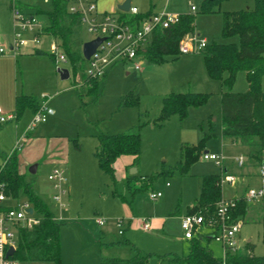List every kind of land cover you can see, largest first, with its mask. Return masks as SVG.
<instances>
[{"label": "rangeland", "instance_id": "1", "mask_svg": "<svg viewBox=\"0 0 264 264\" xmlns=\"http://www.w3.org/2000/svg\"><path fill=\"white\" fill-rule=\"evenodd\" d=\"M17 1H20L19 5H37L45 12L53 7L52 0L47 3L43 0ZM134 2L140 11H144L145 6H149L151 2L153 4L164 2L173 10L176 8L187 12L190 11L189 3L192 2L197 8V11H194L195 26L201 38L208 43L217 41L222 44L231 42L238 44L239 42L238 37H221L223 14L219 12L201 14V0H134ZM9 4V0H0L2 45H5L3 43L6 37L12 40L15 33ZM253 7L254 0H223L217 9L222 13L253 10ZM32 15L38 17L43 25L47 24L46 15ZM31 36L30 33L24 34L27 38ZM45 37L40 46L44 47V54L26 55L24 52L32 48L30 46L21 47L15 54L19 94L27 93L35 99H39L44 92L54 95L49 103L50 108L54 110L53 117L51 115L45 122L40 123L37 129L32 130L29 136L23 139V147L29 138L37 137L38 129L45 127L46 131L43 135L46 140L44 142L47 149H45L46 159L58 153L63 155V159H67L68 164L67 166H60L58 163L46 165L44 157L37 163L23 162L21 165L23 171H21L26 173L27 179L32 181L34 192L61 223L60 264H84L83 262L88 261L90 257L98 264H102L104 258L125 260L135 256L136 249L142 254L151 255L148 264H179L169 257L162 259L166 255L182 257L189 250L184 231L180 228L181 218L175 216L173 212L178 206H181L180 213H185L191 208L201 188L200 176L218 173L220 168L211 162L206 163L199 159L187 175H182L178 171L164 177L158 174L164 169L176 168L180 159L179 148L183 143L197 144L206 137L209 138L204 144V152L222 153L224 150L225 158L228 156L231 157L230 159L242 153L246 154L245 161L249 163L247 155L249 149L240 145L233 146L222 140L220 101L221 93L226 88H222L221 83L209 76L202 52H196L181 54L176 58L166 57L168 62L161 65L146 60L139 71L134 69L131 62L127 64L118 62L108 69L105 77L100 78L97 94H88L87 85L75 87L78 83L74 82L75 76L70 63L61 65L62 69L69 68L70 78L64 80L60 77L49 57V45L53 38ZM83 38L89 41L94 36L84 29ZM9 53L11 52H5V54ZM85 63V66H88V61ZM9 82L7 76L0 75L2 108L8 100L6 93ZM262 86L264 90V77ZM247 89L245 72H239L232 91L240 93ZM177 92L210 93V98L206 106L189 110L186 120L172 116L162 128L149 125V122L159 116L163 107V98ZM80 94L83 95L82 101ZM130 97H137L138 105H126ZM32 116L30 109L22 115L18 123L21 133L29 125ZM140 123H146L147 126L141 135L142 157L139 170L137 174H133L135 176H130L132 170L130 169L127 181L125 170L118 162L116 183L113 184L110 177L99 169L93 154L99 144L97 137L101 132L115 135ZM15 125L16 123L11 121L0 125V166L5 163L15 142ZM11 143L12 145L9 146ZM223 145L225 147L222 150ZM23 147L19 150L18 156L23 153ZM227 163L230 164V161ZM55 166L66 170L65 184L69 186L63 185L66 191L69 189V194L63 198L65 206L62 208L53 200L55 190L48 179ZM31 167H36V173L30 171ZM240 172L241 170L236 167L232 171L238 179L241 178ZM149 177L155 178L150 181ZM261 182V178L257 177L249 188H258ZM243 186L245 187L242 183L237 184L236 188L241 189ZM156 191L162 192V197L158 200L150 199L149 194ZM222 191L223 197L227 198L234 189L227 184L223 185ZM250 209L245 221L243 220V228L237 235L239 253H247L248 242H251L253 254L260 257L264 255V202L252 204ZM97 218L106 219L103 227L95 224ZM120 220L124 224L118 227L117 223ZM147 223L150 225V231L143 230V226ZM119 229H122L124 234H121ZM204 236L206 235L201 238ZM205 243L209 244L216 257H223L222 243L214 238ZM19 264L53 263L26 261Z\"/></svg>", "mask_w": 264, "mask_h": 264}, {"label": "trees", "instance_id": "2", "mask_svg": "<svg viewBox=\"0 0 264 264\" xmlns=\"http://www.w3.org/2000/svg\"><path fill=\"white\" fill-rule=\"evenodd\" d=\"M44 1V0H43ZM50 1V0H49ZM48 1V2H49ZM223 0H203L200 5L202 14L221 12L217 9ZM10 9L12 7V0ZM68 0H52L53 7L45 12L37 5H19L25 13L44 14L48 17L47 24L42 26V34L55 39L65 58L71 64L74 72V82L84 81L88 94H97L99 79H89L85 76L86 60L82 54L83 28L81 18L68 11ZM47 3V2H45ZM221 37H238L236 43H219L212 41L202 51L206 72L209 76L221 83L226 88L221 96V119L224 140L239 142L242 145L255 149V157L261 160L264 151V90L262 80L264 77V0H254L253 10L223 11ZM150 14L132 17L121 16L127 23L139 22ZM196 14H181L180 20L169 28H160L152 36L150 44L143 51L144 59L148 62L161 65L168 62L166 57L176 58L180 55V41L195 32ZM40 53V51H37ZM50 59L53 58L49 55ZM246 73L248 90L240 93L233 92V86L239 72ZM80 72V73H79ZM106 76V73L103 77ZM84 85V86H85ZM77 88V87H76ZM82 96L79 95L82 101ZM131 98V97H130ZM128 99L126 105H138L137 97ZM210 93L189 92L171 93L163 98L162 110L152 122L158 127L168 121L172 116H179L180 120L188 117L189 110L193 107L207 105ZM38 111V100L32 96L21 94L16 97V119L22 116L25 108ZM146 123L132 126L130 129L115 135L100 133L99 144L94 150L99 169L107 174L112 183H116V169L114 164L122 155H135L134 164L137 165L141 155L142 129ZM209 137L202 139L197 144L183 143L180 146L181 157L175 169H164L159 176L172 175L175 171L187 175L192 165L199 160L204 152V144ZM78 145V144H77ZM18 151L13 149L0 166V182L6 187L8 195L14 198L26 197L31 202L35 212L40 218V223L31 229L19 231L17 250L12 258L20 262H49L61 263V223L58 221L43 200L34 192L32 181L27 179L26 173L19 169L20 160ZM135 176V175H133ZM155 177H149L150 181ZM202 187L196 203L188 213L202 212L206 217L215 216L216 206L222 197L220 176L216 174L202 177ZM247 203L244 197L236 201L232 211L233 216L242 219L247 214ZM190 241L191 248L187 256H173L171 260L179 264H222L221 258H216L202 238L197 236ZM150 254L137 252L135 257L127 260L109 261L102 259V264H148ZM162 259H166L163 256ZM226 264H264V255L241 256L229 251L225 257Z\"/></svg>", "mask_w": 264, "mask_h": 264}, {"label": "built area", "instance_id": "3", "mask_svg": "<svg viewBox=\"0 0 264 264\" xmlns=\"http://www.w3.org/2000/svg\"><path fill=\"white\" fill-rule=\"evenodd\" d=\"M49 0H44L48 2ZM68 11L77 14L81 18L82 28L94 36L104 38L98 46L96 52L88 59V66L85 68V76L89 79L102 78L106 71L118 62L133 63L135 70H141L144 62L143 51L150 44L154 32L160 28H169L180 20L181 14L172 13L166 10H160L157 13L144 17L141 21L125 22L118 14L99 13L96 0H68ZM17 0H12L11 14L13 16V30L15 31L13 39L8 45H2L0 42V53L5 54L10 51L15 56L23 46H30L33 50L40 47L42 39V25L36 16L25 13ZM191 11H196V6L190 4ZM129 11L137 16L138 8L130 7ZM25 33H30L31 38L24 37ZM208 44V41L201 38L196 32L191 33L181 39L179 51L180 54H192L202 52ZM50 56L53 58L58 72L62 70L61 65L69 61L65 58L55 39L51 41ZM84 81H80L75 87H83ZM54 110L49 106V98H44L39 102L38 111L33 114L28 123L26 131L18 139L14 149L18 152L23 147V142L28 132L36 129L38 125L45 122L47 118L53 115ZM16 114L5 113L0 107V125L9 121H15ZM203 161H213L217 166L223 168L225 157L215 152H203L201 155ZM236 164L242 167L245 157L241 155L235 159ZM259 177L262 182L258 188H248L243 197L247 204L264 201V162L261 163ZM48 179L52 182L55 194L53 200L58 202L60 207L65 206L63 198L67 191L63 186L66 181L65 170L55 167ZM237 177L226 173L220 177V185L226 183L234 184ZM162 192L156 191L149 194L152 200H158ZM238 199H222L218 202L215 210V216L206 217L202 212L186 214L181 217L180 228L184 231V238L191 240L197 236L209 235L217 242L223 244L224 255L221 258L222 264H226V255L229 251L237 250V235L242 229L243 221L233 216V210L236 207ZM32 208V213L28 209ZM106 222L105 218H97L96 223L100 226ZM40 223V218L35 212L31 202L27 199L14 198L7 194L6 187L0 182V264H19V262L9 255L10 248L17 249L19 231L22 229H31ZM124 224L118 221V227ZM143 230L149 231L150 225L147 223ZM122 234L124 231L119 229ZM208 232V233H206Z\"/></svg>", "mask_w": 264, "mask_h": 264}, {"label": "crops", "instance_id": "4", "mask_svg": "<svg viewBox=\"0 0 264 264\" xmlns=\"http://www.w3.org/2000/svg\"><path fill=\"white\" fill-rule=\"evenodd\" d=\"M126 0H96V3H97V10H98V12L99 13H109V14H118V15H120V16H127V17H132V16H135V15H133L130 11H128V12H123L122 10H120V6L125 2ZM203 0H201V2H202ZM190 4H193L192 2H190L189 3V8H190ZM194 5V4H193ZM200 5H201V3H200ZM130 7H136V8H138L137 7V5L135 4V2H134V0H131V5H130ZM176 9V8H175ZM174 9V10H175ZM160 10H166V11H169V12H172V13H179V14H191V13H194V14H196V12H193V11H191V8H190V11L189 12H187V11H183V10H179V9H176L175 11L173 10V9H171L170 8V6L168 5V3H162V2H160L159 4H153L152 2L150 3V5L149 6H145V8H144V11H140L139 10V8H138V12H140L139 13V15H142V16H144L145 14H153V13H157V12H159ZM196 11H197V9H196ZM213 13H218V12H213ZM220 14H221V12H219ZM202 14V13H201ZM38 18V17H37ZM38 20H39V22L41 23V25L43 26V24H42V22L40 21V19L38 18ZM195 22H196V18H195ZM194 26H195V23H194ZM197 29H196V26H195V32H197L196 31ZM197 34L198 35H200V33L199 32H197ZM46 38V37H45ZM6 40H5V42L3 43V44H6V45H8L9 44V42L11 41L10 40V37H6L5 38ZM90 41V40H89ZM1 42V41H0ZM44 42V41H43ZM45 43V42H44ZM43 43V44H44ZM42 44V43H41ZM41 44L39 45V46H41ZM37 51H40V53H37ZM26 55H28V56H36V55H41V54H44V47L42 46V47H38V48H36L35 50H33L32 48H28L25 52H24ZM181 55V54H180ZM203 57V56H202ZM203 59H204V57H203ZM50 61H52L51 59H50ZM15 56L14 55H12L11 53H9V54H1L0 53V75L1 76H3V77H5V76H7V78L8 79H10V82H9V85H8V90H7V93L6 94H8V97H7V99L8 100H6L7 102H6V104L3 106V108H2V106H0L1 108H2V110H4V112L6 113H14V114H16L15 112H14V110H15V100H16V97L17 96H20V94H19V90H18V83H17V78H16V76H17V72H16V70H15ZM53 63H54V61H52ZM127 64V63H126ZM69 69V68H68ZM108 71V70H107ZM107 71H106V75H107ZM137 71H139V70H137ZM69 73H70V70H69ZM245 79H246V73H245ZM219 82V81H218ZM220 83V82H219ZM246 83H247V81H246ZM221 85V84H220ZM247 87H248V84H247ZM249 88V87H248ZM248 90V89H247ZM224 92V91H223ZM222 92V93H223ZM222 93H221V96H222ZM23 94H25V95H28V96H31V95H29V94H27V93H23ZM53 97H54V95H50V94H48V93H43L42 94V96L39 98V99H37L38 100V103L39 102H41L44 98H49V103L53 100ZM220 103H221V101H220ZM206 106V105H205ZM202 107H204V106H202ZM193 108H196V107H193ZM193 108H191V109H193ZM28 109H30L31 110V113L32 114H34V111H33V109H31V108H29V107H27V108H25V110H24V112L26 111V110H28ZM190 109V110H191ZM24 112L22 113V115L24 114ZM53 115H54V112H53ZM53 115H52V117H53ZM50 117V116H49ZM22 118V116L19 118V119H16L15 121H11L12 123H16V125H15V135H14V140H15V142L13 143V147H11L12 149L10 150V152L14 149V147H15V145H16V143H17V141H18V139L23 135V133L26 131V129H27V126H26V128L23 130V132L21 133L20 131H19V126H18V123H19V121H20V119ZM170 118H172V117H170ZM169 118V119H170ZM169 119H168V121H169ZM186 120V119H185ZM31 121V120H30ZM168 121H166V122H168ZM165 122V123H166ZM164 123V124H165ZM150 124H153V126H157V125H155L153 122H149V125ZM163 124V125H164ZM147 126V125H146ZM145 126V127H146ZM145 127L142 129V132H143V130L145 129ZM163 127V126H162ZM161 127V128H162ZM37 129V128H36ZM221 130H222V128H221ZM46 131V128L45 127H42V128H40V129H38V135H37V137H35V138H29L28 139V141H27V143H25V146L23 147V149H22V154L19 156V160H20V167H19V169H20V171L22 170L23 171V168L21 167V165L23 164V162L24 163H37L39 160H40V158H44L45 157V159H43L44 160V162H45V164L46 165H51V164H56V163H58L60 166L62 165V166H67V164H68V162H67V159L65 160V159H63L62 157H63V155H60V154H58L57 153V155H53L52 154V157H48L47 159H46V147H45V145H44V142L46 141V140H44L45 138H44V135H43V133ZM31 132V131H30ZM30 132H28L27 133V135H26V137L27 136H29V134H30ZM142 132H141V135H142ZM25 137V138H26ZM14 140H12V141H14ZM222 140L224 141V143L226 142V143H228V144H231V145H240V146H242V147H244V148H247V149H249L250 150V152L247 154L248 155V159L250 160L249 161V163H247L246 161L244 162V164H243V166L242 167H239L237 164H236V162H235V159L236 158H238V157H240L241 155H244V154H240L239 156H236V157H234V158H232V159H230L231 157H226L225 158V160H224V163H223V168H221V167H219L220 168V172H218V173H211V174H216V175H219L220 177H221V175H223V174H225L226 175V173H228V174H232L233 175V173H232V171H234V169H235V167L238 169V170H241V172H240V174H239V176H241V178L240 179H238L237 178V182L236 183H234V184H231V183H226V184H224V185H227V184H229L233 189H234V191H233V193L231 194V195H229L227 198H225V197H223V191H222V197H223V199H240V198H242L243 197V195H244V193H245V191L251 186L250 184H251V182H254V180L255 179H257V177L259 178V170H260V166H261V164L260 163H262L263 161H264V151H263V155H262V158H261V160H259L258 159V157L256 158L255 157V149H252V148H249L248 146H245V145H242V144H240L239 142H232V141H230V140H227V139H225L224 140V138H223V135H222ZM38 145V146H36L35 147V145ZM190 144V143H189ZM12 145V143L9 145V146H11ZM194 145V144H193ZM32 147H35V148H33L32 149ZM97 147V146H96ZM225 147V145H223V147H222V150H223V148ZM46 149V150H45ZM179 151H180V148H179ZM224 151V150H223ZM222 151V153H220V152H216V151H213V152H215V153H219V154H222L224 157H225V155L223 154L224 152ZM205 152H209V151H205ZM180 154H181V151H180ZM48 156V155H47ZM57 156V157H56ZM141 157H142V153H141V155H140V160H139V163L137 164V165H135L134 164V161H135V158H136V156L135 155H132V156H130V155H122V156H120L118 159H117V161L115 162V164H114V168L116 169V172H117V164H118V162H120L121 163V167L122 168H124V170H125V177H126V180L128 181V177H129V175H128V171L130 170V169H132L131 170V174H130V176H133V174H137V172H138V170H139V166H140V163H141ZM180 157H181V155H180ZM244 157H245V159H246V154L244 155ZM199 159L201 160V161H203L202 159H201V157H199ZM180 160V159H179ZM25 161H28V162H25ZM228 161H230V164L229 163H227ZM203 162H206V163H208L209 161H203ZM211 163H213L215 166H217L213 161H210ZM209 162V163H210ZM247 164V165H246ZM246 166H248V167H246ZM38 167V166H37ZM56 167V166H55ZM192 167H193V165H192ZM246 167V168H245ZM136 169V171L134 172V170ZM245 168V169H244ZM38 169V168H37ZM191 170V169H190ZM21 171V172H22ZM133 172V173H132ZM211 174H203V175H201L200 176V179L202 180V177L203 176H205V175H211ZM65 177H66V170H65ZM237 177V176H236ZM201 182V181H200ZM65 183H67V177H66V181H65ZM241 183L242 184H244L245 185V187L243 186L241 189L240 188H236L237 187V184H240L241 185ZM64 185H66V184H64ZM261 185V184H260ZM66 186H68V185H66ZM129 186H130V184H129ZM221 186V185H220ZM69 187V186H68ZM67 187V188H68ZM131 187V186H130ZM201 187H202V182H201ZM222 187L223 186H221V190H222ZM200 191H201V188H200ZM200 191H199V194H200ZM67 194H69V189L67 190ZM198 194V195H199ZM198 195H197V198H198ZM162 197V196H161ZM197 198H196V200H197ZM196 200H195V202H194V204L196 203ZM258 202H264V201H258ZM258 202H256V203H258ZM256 203H251V204H248L247 205V214L250 212V205H252V204H256ZM193 204V205H194ZM193 205H192V207H193ZM191 207V208H192ZM60 208H62V207H60ZM191 208H188L187 209V211L185 212V213H180L181 212V206H178V207H176V209L174 210V215L176 216V215H178V217H182V216H184V215H186V214H189L188 212H189V210L191 209ZM181 214V215H180ZM247 214L242 218V221L245 219V217L247 216ZM58 219V218H57ZM59 221V220H58ZM245 221V220H244ZM244 221H243V223H244ZM106 223V222H105ZM105 223L103 224V225H105ZM97 226H99V227H103V226H100V225H98L97 223H95ZM243 226V225H242ZM243 228V227H242ZM146 231V230H145ZM150 231V230H149ZM207 233V232H206ZM240 233V232H239ZM238 233V234H239ZM122 234H124V232L122 233ZM206 235V234H205ZM210 240H212V238H211V236H209L208 234L206 235V236H204L203 238H202V243L204 244V245H206L207 246V248L211 251V249L209 248V244L208 243H205L206 241H210ZM127 241V243L128 244H130V242H128V240H126ZM186 241L188 242V244H189V250H188V253L186 254V255H182V256H187L188 254H189V252H190V248H191V244H190V241L189 240H187L186 239ZM237 243H238V240H237ZM249 244H248V246H247V253H244V254H241V253H239V248H238V246H239V243H238V245H237V250H236V253L237 254H239V255H241V256H248V255H254L253 253H254V250H253V246H252V244H251V242H248ZM137 252H141L140 250H138V249H136V253H135V255L137 254ZM211 253H212V251H211ZM212 255H214L213 253H212ZM175 256V255H174ZM176 256H178V255H176ZM215 256V255H214ZM255 256V255H254ZM133 257H135V256H133ZM132 257V258H133ZM166 257H169L170 259L173 257V255H171V256H168V255H166ZM180 257V256H179ZM216 257V256H215ZM258 257V256H257ZM216 258H219V257H216ZM105 259V258H104ZM103 259V260H104ZM129 259H131V258H129ZM106 260H109V259H106ZM120 260H123V259H120ZM120 260H116V261H120ZM125 260H127V259H125ZM109 261H114V260H109ZM84 264H98V263H96V261L95 260H93V258H91L90 257V259L88 260V261H84L83 262Z\"/></svg>", "mask_w": 264, "mask_h": 264}, {"label": "water", "instance_id": "5", "mask_svg": "<svg viewBox=\"0 0 264 264\" xmlns=\"http://www.w3.org/2000/svg\"><path fill=\"white\" fill-rule=\"evenodd\" d=\"M130 5H131V0H126L121 6H120V10H122L123 12H128L130 9ZM104 38L98 37L96 39H92L90 41H86L83 43V49H82V54L84 56V58L86 60H88L97 50L98 46L100 45V43L103 41ZM60 77L64 80H67L68 78H70V73H69V69H62L60 72ZM135 169V168H134ZM36 167H31L30 171L34 174L36 173ZM136 171V169L134 170V172ZM133 173V172H132ZM29 213H32L33 209L30 208L28 209ZM15 251L10 248L9 251V255L13 254Z\"/></svg>", "mask_w": 264, "mask_h": 264}]
</instances>
